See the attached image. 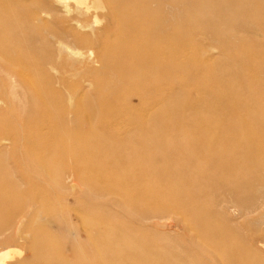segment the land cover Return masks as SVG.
I'll return each mask as SVG.
<instances>
[{
    "label": "bare ground",
    "instance_id": "obj_1",
    "mask_svg": "<svg viewBox=\"0 0 264 264\" xmlns=\"http://www.w3.org/2000/svg\"><path fill=\"white\" fill-rule=\"evenodd\" d=\"M43 1L0 0V153L13 146L18 155L15 165L47 170L61 201L68 195L67 186L73 187V177L62 171L66 165H72L83 182L102 179L109 191L116 193L123 186H132L136 175L115 177L106 171L137 162L138 177L155 173L160 183L146 180L135 187L134 194L147 200L142 207L112 201V205L127 209L131 226H161L160 221L167 217L181 222L185 215L203 243L216 247L208 253L216 264H252L261 259L250 257L246 237L232 240L231 232L240 230V223L249 222L259 239L264 238V66L258 64L259 58L264 59V0H214L213 4L210 0H93L106 21L99 29L81 24L88 13L85 0H74L80 2L77 9H71L69 0H46L61 3L63 21L67 22L64 27L50 29L44 17L52 11ZM191 5H196V10L190 11ZM181 9L186 14L184 23L194 32L181 33ZM93 20L101 21L97 14ZM115 27L118 33L110 41ZM197 33L202 37L199 41L194 38ZM193 41L203 57L201 72L207 68L212 74V102L205 99L204 82L196 85L200 107L215 112L213 117L203 112L196 123L177 118H189L191 110L181 108V101L172 100L165 92L168 77L181 69V42ZM37 49L44 51L41 57L32 53ZM213 50L216 55H209ZM231 53L242 57L232 59ZM101 71L108 76L107 96L74 105V94L83 83L90 84L86 77ZM48 73L51 77L45 76H50ZM74 75L79 78L74 80ZM134 96L135 101L131 100ZM168 101L174 104L170 108ZM26 117L33 122L28 131L23 128ZM169 117L174 122L170 123ZM128 121L130 126H123ZM170 131L186 132V136H172ZM132 136L135 138L127 141ZM145 136L150 137L141 138ZM81 141V147L71 148ZM49 148L53 154L39 156ZM160 148L167 162L177 160L166 168L176 171L178 180H163L166 169L147 164L149 157L157 159ZM91 158L93 164L84 162ZM2 163L0 248L24 242L27 254L12 264H35L39 258L32 252L35 240L28 241V237L41 236L38 218L50 216L51 224L67 230L75 225L67 209L52 217L48 209L37 205L35 193L24 195L22 190L6 188L14 181ZM64 181L70 184L64 185ZM204 194L215 200L209 211L218 213L225 223L206 222ZM150 202L156 206L151 207ZM227 214L232 216L230 220ZM207 230L226 234L210 237ZM84 231L85 242L94 235L95 247L116 260L115 264H144L150 255L190 264L172 244L164 254L157 243H117V231L103 230L98 221L84 223ZM51 236H41V247L48 251L57 240ZM257 236H252V241ZM106 237L108 246L104 247ZM192 239L190 242H195ZM135 245L140 250L136 251ZM15 254L19 252L14 248L0 249V264H9L6 259ZM94 262L110 263L101 255L95 256Z\"/></svg>",
    "mask_w": 264,
    "mask_h": 264
},
{
    "label": "rangeland",
    "instance_id": "obj_2",
    "mask_svg": "<svg viewBox=\"0 0 264 264\" xmlns=\"http://www.w3.org/2000/svg\"><path fill=\"white\" fill-rule=\"evenodd\" d=\"M85 1L87 5V8L85 9L88 13L84 18H82L81 24L92 25L93 29H99L103 27L106 24V21L104 20L102 11L94 6L93 0ZM43 2L49 5L52 11L51 15H47L44 17L45 22L48 24L49 28L59 29L66 26L67 22L63 21L65 15L63 14L61 3H58L56 1L50 2L46 0H44ZM213 3H216V1L210 0V4ZM68 5L71 7V9H77L78 7H80V2L69 0ZM189 10H196V5H191L189 7ZM95 14H97L98 18L101 20L100 23H94L93 18ZM185 18L186 14L181 9V33L194 32V29L191 25L184 23ZM77 31L80 32L79 29H77ZM115 31L110 33V41L113 40L117 35L118 32ZM194 38H197V40L199 41L202 37L201 34L197 33ZM194 44V41L192 43L188 42L186 44H182L181 42V69L175 70L168 77L165 90L166 93L171 95L172 100L176 98V101H181V108L185 107L186 109L191 110V115L189 118L183 117L182 115L177 116V118L181 119V121L186 120L191 123H196L198 121L199 115H201L203 112L206 117L215 116V112L209 107H207V109L200 107V95L197 91L196 85L198 83L204 82L207 90L205 99L212 102V89L210 86L212 74L211 69L207 68H204L205 71L201 72L200 65L201 59H203V57H200L198 55ZM77 48L80 49L81 47L77 46ZM80 50L83 52L86 51V49L82 48ZM32 53L37 55L38 57H41L44 54V51H40L39 49H37V52ZM208 54L215 56L216 50H213ZM230 56L232 57V59L236 60L241 59L242 57L241 53H231ZM206 59H208V56ZM220 59H223V57H220ZM258 64L264 66V59L259 58ZM94 66L98 67L99 63H95ZM48 74L50 76H47L45 74L44 75L46 77H51V74ZM106 76L107 72L105 71H101L98 74H94L92 72V75L87 76L86 78L87 80H89L90 84L86 85L85 83H83L78 92L74 94L73 104L78 105L79 102H82L81 105H85L88 102H96L106 97L109 92V86L107 85L108 76ZM71 78L75 80L78 79L79 76L77 77L76 75H74ZM133 99H136V96L132 97L131 100ZM166 104L169 108L174 105L169 101L166 102ZM168 120L170 123L174 122L171 117H169ZM130 123L131 122L128 121L124 123L123 126H130ZM32 125L33 122L26 117L23 127L24 130L28 131L32 127ZM169 133L172 136H186V132L177 133L175 131H170ZM148 137L150 136L141 138L147 139ZM128 138L129 140L127 139V141H130L134 139L135 136ZM24 140H22V142ZM71 140L79 141L82 139L72 138ZM83 142L84 141L79 142V146H73L71 144V148L81 147ZM83 145H87V143ZM12 147L13 146L0 153V162H3L2 165L4 167L6 166V170L12 175L14 181L13 186L10 187L5 185L6 188H13L18 192L22 190L24 191V195H26L25 192L35 193L38 196V200L36 201L37 205L41 209H48L52 217L54 215V212L59 211L62 208L67 209L70 213L71 222L75 225L73 228L71 227L67 230L63 229V226L58 225L57 223L51 224L49 220L53 218H50V216L46 215L47 217L38 218L37 224L41 228V236L52 235L51 237L55 236L57 240L55 246L50 251H48L47 249L41 247L42 240L40 235L37 236V238L28 237V241L32 242L33 240H35V242L33 243L36 247L32 252L37 253L39 256L38 261L35 264H58L57 262H55L57 260L65 261L68 264H96L94 262V258L95 256L100 255L103 257L104 262L109 261L111 264H115L116 260H111L109 258V255L105 254L106 252H103L95 247V243L92 241L94 240V235L92 236L90 234L92 236L91 241L85 242L86 233L84 231V223L91 221H98L100 223V227L103 230H107L109 228L115 229L117 233L114 235V238H117V243L118 241H123L126 244L127 242L129 243V241L135 243L146 242L150 243L151 245L157 243L156 247L159 248L160 251L162 250L161 252H164V254L166 252L165 248L171 246L172 244L174 245L178 253H181V255H184L186 257L187 261H189L190 264H216V262L212 260L213 258H210V255H208L209 252H214L216 247H214L213 245H205L203 243L199 234H197L196 231L192 228L191 219L189 217H184L185 215H181V222L176 218L167 217L160 221L161 226L149 225V227L147 228H142L139 226L137 227V225H130V217L128 211L124 208L123 205H112V201L122 203L128 201L130 202L132 208L142 207L143 205L147 204V200L144 195H141L140 193H138V195L134 194L135 187L141 184L140 181L144 182L146 180L154 181L157 184L160 183V180L155 173L146 174L145 176H147V178L138 177L140 175L136 170L137 162L121 165L117 169H114L112 172L109 170L106 171L107 175H113L115 177H124L131 174L136 175V178L132 179V182H134L132 186H123L116 193H111L108 186L104 185L102 179L90 178L86 182H83L80 177H76L78 174L72 167V165H66L62 168V171L64 172V174L70 175V177L74 178H72L73 187L71 188L67 186L69 189H66L65 192L68 195L66 197V200L61 201V196L58 194V190H56L53 182L48 177V171L43 168L32 167L30 165H15L14 161L18 157V155H16V148ZM161 148L162 151L166 153L167 149L165 147ZM161 148L157 150V159L153 160L149 157L147 160V164L156 166L157 169H166L163 170L165 173V176L162 177L163 180L176 181L178 180L177 178H175L176 171L170 170L169 168L167 169L166 165L169 163L170 165H176L177 160H170V162H167V160L161 155ZM53 153V149L49 148L46 149V151L39 153V156H49ZM69 157L73 158L74 154L70 153ZM93 160L94 158H91L85 160L84 162L87 161V163L91 165L94 163ZM66 161L67 163H70L73 162L74 159ZM178 164H181L180 161L178 162ZM93 173H100V170H94ZM68 183L69 182L64 181V185H68ZM94 198H96L99 203ZM201 200L202 203L205 204L203 207L207 208V217L205 219L206 222H211L213 225L214 223H225L224 219L220 215H218V213L209 211V209L212 208V202L215 201L214 199L212 200L210 195L204 194L201 197ZM150 206H156V203L150 202ZM77 213L78 215H76ZM225 217L226 219L230 220V217L232 216L227 214V216L225 215ZM240 227V230H234L231 232V239L240 240L246 237L247 245H250L251 247L250 257L253 259L255 256L261 258L253 261L252 264H264V238L259 239V237L257 236L259 233L255 229H253L252 225L249 222H247L246 224L240 223ZM71 232L75 233L77 238L76 241L73 238V234ZM206 234H208L210 237H219L221 234H226V232H210L207 230ZM24 235H27V233H25ZM252 236H257V238H255L257 240L252 241ZM247 237L249 239H247ZM190 239L195 242H190ZM107 240L108 239L106 237L104 247L108 246ZM7 248H14L19 252V254H15L14 257L6 259V263L9 264L14 263L16 260L25 256L28 252V249L24 245V242L21 241L13 242L10 245H6L5 247H2L0 249L4 250ZM135 250H140L138 245H135ZM172 259L150 255L149 260L144 264H177Z\"/></svg>",
    "mask_w": 264,
    "mask_h": 264
}]
</instances>
